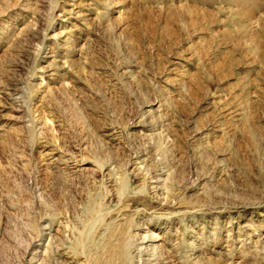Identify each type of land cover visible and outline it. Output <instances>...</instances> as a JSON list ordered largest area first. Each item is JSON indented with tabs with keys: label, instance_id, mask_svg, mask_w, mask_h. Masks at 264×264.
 Listing matches in <instances>:
<instances>
[{
	"label": "rangeland",
	"instance_id": "374dc122",
	"mask_svg": "<svg viewBox=\"0 0 264 264\" xmlns=\"http://www.w3.org/2000/svg\"><path fill=\"white\" fill-rule=\"evenodd\" d=\"M0 264H264V0H0Z\"/></svg>",
	"mask_w": 264,
	"mask_h": 264
}]
</instances>
